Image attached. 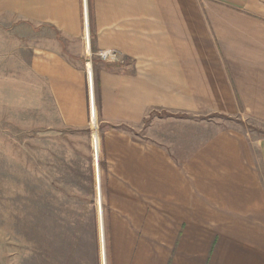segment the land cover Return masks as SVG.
I'll use <instances>...</instances> for the list:
<instances>
[{
  "label": "crops",
  "instance_id": "obj_1",
  "mask_svg": "<svg viewBox=\"0 0 264 264\" xmlns=\"http://www.w3.org/2000/svg\"><path fill=\"white\" fill-rule=\"evenodd\" d=\"M7 11L47 132H83L99 156L109 264H264V0H0Z\"/></svg>",
  "mask_w": 264,
  "mask_h": 264
},
{
  "label": "rangeland",
  "instance_id": "obj_2",
  "mask_svg": "<svg viewBox=\"0 0 264 264\" xmlns=\"http://www.w3.org/2000/svg\"><path fill=\"white\" fill-rule=\"evenodd\" d=\"M13 20L0 13V264H101L100 208L109 264L108 206L93 185L99 156L83 132H47V91Z\"/></svg>",
  "mask_w": 264,
  "mask_h": 264
},
{
  "label": "built area",
  "instance_id": "obj_3",
  "mask_svg": "<svg viewBox=\"0 0 264 264\" xmlns=\"http://www.w3.org/2000/svg\"><path fill=\"white\" fill-rule=\"evenodd\" d=\"M96 55L105 62H123L124 60L123 54L119 50L112 48L101 49Z\"/></svg>",
  "mask_w": 264,
  "mask_h": 264
}]
</instances>
